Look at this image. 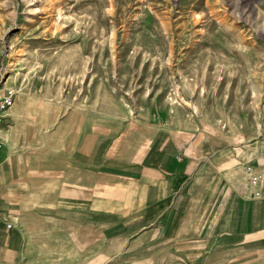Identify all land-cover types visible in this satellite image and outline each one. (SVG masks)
Segmentation results:
<instances>
[{"label": "rangeland", "instance_id": "obj_1", "mask_svg": "<svg viewBox=\"0 0 264 264\" xmlns=\"http://www.w3.org/2000/svg\"><path fill=\"white\" fill-rule=\"evenodd\" d=\"M0 80L73 112V139L141 128L225 174L264 164V0H0ZM99 240L73 264H176Z\"/></svg>", "mask_w": 264, "mask_h": 264}, {"label": "crops", "instance_id": "obj_2", "mask_svg": "<svg viewBox=\"0 0 264 264\" xmlns=\"http://www.w3.org/2000/svg\"><path fill=\"white\" fill-rule=\"evenodd\" d=\"M48 101L18 93L0 113V264H73L74 242L96 237L159 241L176 264H264V199L242 171L158 131L73 139V112Z\"/></svg>", "mask_w": 264, "mask_h": 264}, {"label": "built area", "instance_id": "obj_3", "mask_svg": "<svg viewBox=\"0 0 264 264\" xmlns=\"http://www.w3.org/2000/svg\"><path fill=\"white\" fill-rule=\"evenodd\" d=\"M3 84L0 80V113L12 105L15 95L13 88ZM240 189L249 198L264 199V164L262 167H244Z\"/></svg>", "mask_w": 264, "mask_h": 264}, {"label": "bare ground", "instance_id": "obj_4", "mask_svg": "<svg viewBox=\"0 0 264 264\" xmlns=\"http://www.w3.org/2000/svg\"><path fill=\"white\" fill-rule=\"evenodd\" d=\"M3 85L5 86V83H4ZM253 93H254V91H253ZM15 94H16V93H15ZM254 95H255V93H254ZM254 95H252L251 97L253 98ZM14 97H15V95H14ZM13 101H14V100H13ZM249 105H250V107L255 108V101H254V100H251V101L249 102ZM194 108H195V110H197L196 106H194ZM0 217H1V215H0ZM1 220H2V218L0 219V222H1Z\"/></svg>", "mask_w": 264, "mask_h": 264}]
</instances>
